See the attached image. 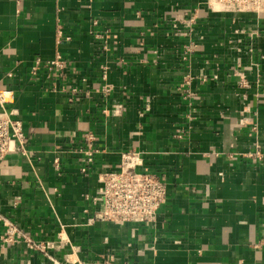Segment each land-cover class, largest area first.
<instances>
[{"label":"crops","instance_id":"crops-1","mask_svg":"<svg viewBox=\"0 0 264 264\" xmlns=\"http://www.w3.org/2000/svg\"><path fill=\"white\" fill-rule=\"evenodd\" d=\"M0 90L31 153L0 160V214L24 231L60 233L62 252L79 246L88 264H264V12L0 0ZM128 151L169 182L150 224L95 213L99 170ZM5 230L0 220V264H52Z\"/></svg>","mask_w":264,"mask_h":264},{"label":"built area","instance_id":"built-area-1","mask_svg":"<svg viewBox=\"0 0 264 264\" xmlns=\"http://www.w3.org/2000/svg\"><path fill=\"white\" fill-rule=\"evenodd\" d=\"M213 10L230 12H264V0H207ZM188 11L180 15L187 27L190 23ZM186 18V19H185ZM100 37L102 35L100 34ZM103 38V37H102ZM105 41L104 48H108ZM53 64H60L59 56L53 60ZM14 94L10 90H0V160L9 154L22 151L25 155L31 153L25 148L26 135L21 120L16 119L14 110L7 107L13 102ZM85 138L88 142L94 139V135L87 131ZM94 147L84 151L82 158L87 164L82 171L89 176L91 170L87 168L94 161ZM120 166L117 169L103 168L99 170L97 191L92 196V201L98 206L96 214L103 220L123 224L133 222L143 225L153 223L160 208L165 204L168 194V180L155 172L138 171L139 162L137 154L133 151L123 152ZM0 220L6 227L5 234L1 236L2 241L22 242L24 248L35 253H42L52 261V264H88L87 252L79 246L71 245V251L62 252V249L71 242L58 235L49 236L46 239L37 238L24 231L17 222L8 215L0 214ZM93 219L89 218V222ZM61 252V256L58 255ZM111 256L104 264H112ZM112 259V260H111Z\"/></svg>","mask_w":264,"mask_h":264}]
</instances>
